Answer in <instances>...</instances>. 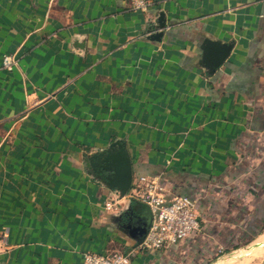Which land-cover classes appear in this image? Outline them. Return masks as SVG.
<instances>
[{
	"label": "crops",
	"instance_id": "1",
	"mask_svg": "<svg viewBox=\"0 0 264 264\" xmlns=\"http://www.w3.org/2000/svg\"><path fill=\"white\" fill-rule=\"evenodd\" d=\"M147 2L0 0V264L137 247L140 179L201 230L132 264H264V0ZM115 143L126 196L97 166Z\"/></svg>",
	"mask_w": 264,
	"mask_h": 264
},
{
	"label": "built area",
	"instance_id": "2",
	"mask_svg": "<svg viewBox=\"0 0 264 264\" xmlns=\"http://www.w3.org/2000/svg\"><path fill=\"white\" fill-rule=\"evenodd\" d=\"M136 10L145 11L147 0H133ZM3 67L12 70L17 64L11 56H4ZM132 199L149 208L152 221L144 240L128 252L88 253L84 264H132L142 251L156 252L168 249L201 230L196 202L187 197L166 201L154 181L140 179L132 188Z\"/></svg>",
	"mask_w": 264,
	"mask_h": 264
},
{
	"label": "water",
	"instance_id": "3",
	"mask_svg": "<svg viewBox=\"0 0 264 264\" xmlns=\"http://www.w3.org/2000/svg\"><path fill=\"white\" fill-rule=\"evenodd\" d=\"M100 161L97 166L101 171L106 172L105 178L107 185L120 192L121 196H126L132 187L133 174L130 160L126 150L120 143H115L110 148L100 154ZM143 216H136L137 222L133 221L127 226L130 236L141 243L146 237L151 225L152 215L145 205ZM148 214V216H147Z\"/></svg>",
	"mask_w": 264,
	"mask_h": 264
}]
</instances>
